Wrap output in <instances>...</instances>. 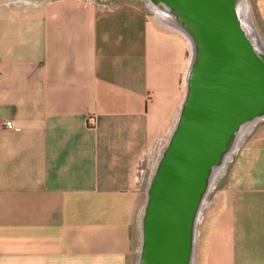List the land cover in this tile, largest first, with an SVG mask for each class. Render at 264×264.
I'll list each match as a JSON object with an SVG mask.
<instances>
[{
  "label": "crops",
  "instance_id": "1",
  "mask_svg": "<svg viewBox=\"0 0 264 264\" xmlns=\"http://www.w3.org/2000/svg\"><path fill=\"white\" fill-rule=\"evenodd\" d=\"M151 4L0 0V264H135L152 145L191 63L176 15ZM257 121L206 210L200 264H264Z\"/></svg>",
  "mask_w": 264,
  "mask_h": 264
},
{
  "label": "water",
  "instance_id": "2",
  "mask_svg": "<svg viewBox=\"0 0 264 264\" xmlns=\"http://www.w3.org/2000/svg\"><path fill=\"white\" fill-rule=\"evenodd\" d=\"M194 44L185 98L147 188L139 264H192L195 226L214 171L245 125L264 117V53L236 0H150Z\"/></svg>",
  "mask_w": 264,
  "mask_h": 264
},
{
  "label": "rangeland",
  "instance_id": "3",
  "mask_svg": "<svg viewBox=\"0 0 264 264\" xmlns=\"http://www.w3.org/2000/svg\"><path fill=\"white\" fill-rule=\"evenodd\" d=\"M150 3H151V1H150ZM150 6L153 7V4H151ZM152 9H154V8H152ZM152 14L155 15V12L153 10H152ZM239 16H240V19L242 20L243 27L245 28V30L248 33L251 40L253 41L257 51L260 53H264V49H261L259 46V42H261L264 46V22L257 12L254 0H239ZM177 28H179L185 34V37L188 39L189 45L191 48L190 52H191V58H192L193 47L190 43L189 37L186 34L185 29L182 26H178ZM258 119H260V118H258ZM258 119L249 123L251 125L250 132L244 133V135L240 139V141L228 153L229 157L223 162L222 167L219 170H217V173H215V175L213 176V179L210 183L209 189L206 192L205 197L203 198L201 207L199 209L197 221H196L195 235H194L195 236V242H194L192 264H200V262H201V256H200V250L201 249H200V247L203 243V237H204L203 231H205V225H204L205 221L203 219L205 217L206 210H207L208 206H210L213 203V201L219 197L218 191L221 187V184L225 181V177H226V173L228 171L229 165L231 164L232 159L235 157L236 152H238L239 149H241L245 145L246 139L248 138L250 133H252V130L256 127L255 126L256 122L258 123V121H257ZM249 124H247V125H249ZM247 125H245V126H247ZM243 129L244 128H242V130ZM171 133H172V125L169 123V124L165 125V127L163 128V131L159 135V138L152 145L153 146V148H152L153 157L152 158L154 161L157 160L158 155H159V159H160V156L162 154L160 150L164 149V147L166 146V144L170 138ZM235 140H234V142H235ZM234 142H233V145H234ZM226 156H228V155H226ZM158 160H157V163H158ZM148 184H145V186H143V188H144L143 189L144 190L143 191V195H144L143 197L144 198L146 197V194H147ZM133 247H134V254H133L134 255L133 256L134 263L139 264V254H140V248L141 247H140V242H139L137 237L134 240V246ZM136 248H138L139 250L136 251Z\"/></svg>",
  "mask_w": 264,
  "mask_h": 264
},
{
  "label": "bare ground",
  "instance_id": "4",
  "mask_svg": "<svg viewBox=\"0 0 264 264\" xmlns=\"http://www.w3.org/2000/svg\"><path fill=\"white\" fill-rule=\"evenodd\" d=\"M236 5H237V11H238V15H239V0H236ZM153 8L157 12V14L159 16H161L162 18H164L166 15L168 16L169 14L172 13V11L170 9L166 8L165 6H163L160 3L153 4ZM239 18H240V16H239ZM241 23H242V20H241ZM185 32L188 35L190 43H191V45L193 47V49H192V53H193L194 52V44H193L192 38H191V36L189 35V33L186 30H185ZM259 46H260L261 49H264V46H263V44L261 42H259ZM193 55H194V53H193ZM191 60H192V58H191ZM187 76H188V73H187ZM250 130H251V125L250 124L245 126L244 129L242 131H240L239 134L237 135L238 138L235 137V139L236 138L237 139L235 140L233 147L240 141V139L243 137L244 133L245 132H250ZM233 147H232V149H233ZM227 155L228 156L225 157V160L229 157V154H227ZM221 167H222V165L214 171L213 176L215 175V173H217V170H219Z\"/></svg>",
  "mask_w": 264,
  "mask_h": 264
},
{
  "label": "built area",
  "instance_id": "5",
  "mask_svg": "<svg viewBox=\"0 0 264 264\" xmlns=\"http://www.w3.org/2000/svg\"><path fill=\"white\" fill-rule=\"evenodd\" d=\"M89 124H90V126L94 127L95 126V120L93 118H89ZM4 125L7 129H13L14 128V124L12 123V121H6L4 123Z\"/></svg>",
  "mask_w": 264,
  "mask_h": 264
}]
</instances>
